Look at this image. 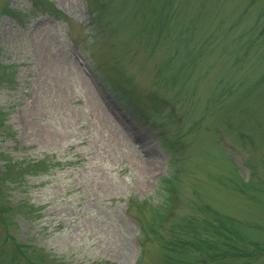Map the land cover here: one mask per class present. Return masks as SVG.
Here are the masks:
<instances>
[{
  "label": "rangeland",
  "instance_id": "1",
  "mask_svg": "<svg viewBox=\"0 0 264 264\" xmlns=\"http://www.w3.org/2000/svg\"><path fill=\"white\" fill-rule=\"evenodd\" d=\"M0 264H264V0H0Z\"/></svg>",
  "mask_w": 264,
  "mask_h": 264
}]
</instances>
